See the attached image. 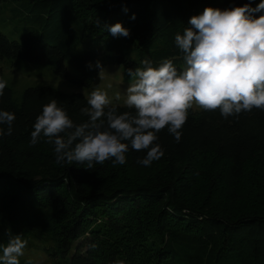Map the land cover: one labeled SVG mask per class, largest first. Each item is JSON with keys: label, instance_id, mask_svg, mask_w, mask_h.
I'll return each mask as SVG.
<instances>
[{"label": "trees", "instance_id": "1", "mask_svg": "<svg viewBox=\"0 0 264 264\" xmlns=\"http://www.w3.org/2000/svg\"><path fill=\"white\" fill-rule=\"evenodd\" d=\"M30 1L36 11L20 39L0 31V58L49 66L80 86L95 79L97 61L134 69L143 59L153 67L173 59L183 71L175 36L190 27L189 19L205 8L249 3ZM260 2L252 0L251 7ZM116 23L129 38H114L104 27ZM51 99L74 123L88 119L80 111L88 98L80 92L40 85L16 95L8 85L0 97V110L16 117L12 135L0 139V244L7 245L9 232L21 235L66 264H264V111L224 119L219 110L190 109L179 143L167 129L158 133L164 156L150 166L137 163L146 151L130 149L124 165L106 161L87 169L57 164L43 139L30 146L35 120ZM19 260L37 264L25 255Z\"/></svg>", "mask_w": 264, "mask_h": 264}, {"label": "clouds", "instance_id": "2", "mask_svg": "<svg viewBox=\"0 0 264 264\" xmlns=\"http://www.w3.org/2000/svg\"><path fill=\"white\" fill-rule=\"evenodd\" d=\"M251 2L224 10L205 8L189 19L190 27L175 36L183 71L178 72L173 59H164L158 67L143 59V67L125 69L131 83L124 106L130 111L118 112L107 92L97 88L80 110L88 119L76 124L51 99L35 120L30 146L43 139L53 146L57 164H86L87 169L106 161L124 165L130 149L146 151L137 163L148 167L164 156L158 133L167 129L179 143L194 105L219 110L224 119L254 108L264 111V14L256 15L264 13V0L255 8ZM130 18L134 20L135 14ZM94 26L101 27L99 19ZM104 27L114 38L130 37L120 23ZM95 66L99 76L107 72L99 61ZM7 86V80L0 79V97ZM120 99L117 93L116 100ZM15 119L14 113L0 110V126H6L0 127V139L12 135ZM8 235L7 245L0 244V264H20L27 241L21 235Z\"/></svg>", "mask_w": 264, "mask_h": 264}, {"label": "rangeland", "instance_id": "3", "mask_svg": "<svg viewBox=\"0 0 264 264\" xmlns=\"http://www.w3.org/2000/svg\"><path fill=\"white\" fill-rule=\"evenodd\" d=\"M34 11L36 8L32 7L30 0H1L0 31L11 39H20V35L28 29L30 15ZM0 68L3 72L2 79L7 80L16 95L29 86L48 85L66 93L80 92L88 98L90 93L98 88L107 92L113 103L124 105L125 90L131 83L130 78L125 74V69L128 68L120 64L105 65L107 72L100 76L98 72L89 86L73 84L57 76L49 66L25 60H17L16 64L12 65V60L0 58ZM117 93L121 96L120 100H116ZM191 110L196 111L199 108L194 105ZM32 241L41 245L36 239ZM24 255L35 260L37 264H66V260L62 257L52 258L34 245H27Z\"/></svg>", "mask_w": 264, "mask_h": 264}]
</instances>
